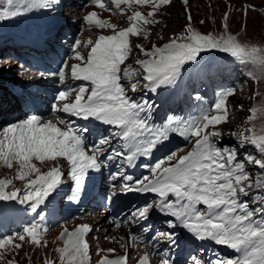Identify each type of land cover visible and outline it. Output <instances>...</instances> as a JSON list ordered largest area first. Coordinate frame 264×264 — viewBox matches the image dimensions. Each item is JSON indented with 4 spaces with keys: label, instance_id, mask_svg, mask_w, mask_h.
I'll use <instances>...</instances> for the list:
<instances>
[{
    "label": "snow or ice",
    "instance_id": "1",
    "mask_svg": "<svg viewBox=\"0 0 264 264\" xmlns=\"http://www.w3.org/2000/svg\"><path fill=\"white\" fill-rule=\"evenodd\" d=\"M170 2L91 0L100 9L108 11L112 10L108 7L110 4L121 14L137 5L151 7L147 15L132 10L127 17L129 26L119 30L96 11L89 12L83 17L89 27L111 29L112 34H100L94 42L76 39L71 50L74 53L72 58L78 63L69 65L64 61L58 71L51 73L62 84L69 75L81 82L76 88L65 86L58 90L52 111L85 121L93 120L108 126L111 131L90 143L91 130L78 127L71 119L44 121L39 115L28 114L24 119L8 124L0 129V166L15 167V176L12 179L0 178V200H18L39 215L41 205L65 183V172L58 164L42 171L36 162L63 159L67 164V176L73 182L69 185L72 191L69 199L79 201L86 183L92 179L91 172L102 174L103 166L109 161L121 160L132 165L138 157L151 156L153 150L162 146L174 133L191 143L188 151L179 148L154 164L144 165L149 169V175L141 179L120 173L124 180L120 192L156 196L153 201L135 208L128 222H147L150 214L156 212L163 217V223L170 231H160L146 223L142 231L155 232L150 242L163 239L172 246H178L179 233L175 230L181 228L195 240L211 241L238 254L231 258L217 257L209 264H264V127L257 130L253 125L243 132L233 133L236 145L220 143L223 134L218 126L228 120L227 101L235 89L222 91L215 103L199 115L188 119L168 117L160 127L150 123L153 105L129 95L138 90L156 92L174 85L186 65L196 63L202 58V53L212 50L229 54L248 68L246 75L249 78L259 82L264 80V46L243 42L238 35L227 31L201 33L192 26L189 12L184 32L160 46L153 44L150 49L136 45L144 58L122 68L133 51L130 37L150 34L151 30L146 26L159 23L156 14ZM183 2L187 4L188 0ZM56 3L57 0H0V20L23 16L38 9H51ZM223 21L226 30L227 13ZM82 44L90 46L86 56L77 50ZM260 111H264V107L250 109L248 121L256 119ZM113 141L119 142L120 148L113 146ZM248 146L257 151L259 159L246 152H238V148ZM182 152L184 154L181 155ZM249 163L257 166L260 173L253 176L247 168ZM116 178L117 174L111 175L112 180ZM16 179L25 181L23 194L21 189L14 188ZM10 187L13 190H9ZM47 231L41 223H33L22 233H17L15 238L0 239V260H4L5 251L10 247L22 248L26 238L31 245L46 246ZM91 231L88 224L78 225L71 231L65 228L59 236L63 245L55 249L59 253L58 260L47 261L46 264H89L91 256L87 236ZM138 238L137 235L132 236L133 240ZM16 239L21 243H16ZM115 251L108 249L110 253ZM127 260V254L115 259L105 256L100 264H127ZM7 264L16 262L8 260ZM138 264H150V253L145 252ZM193 264H197L195 259Z\"/></svg>",
    "mask_w": 264,
    "mask_h": 264
},
{
    "label": "rangeland",
    "instance_id": "2",
    "mask_svg": "<svg viewBox=\"0 0 264 264\" xmlns=\"http://www.w3.org/2000/svg\"><path fill=\"white\" fill-rule=\"evenodd\" d=\"M108 7L112 10L100 9L91 3V0H57L56 5L51 9H46L43 14L35 13L42 10L38 9L23 16L0 20V112L2 111L3 114L0 117V129L22 120L28 115V111L19 115L15 111L7 110L5 105L8 102L11 105L12 100L16 99L18 95L27 93L32 88H36L33 94L42 93L48 88L51 90L61 82L58 77L51 75V73L58 71L62 61L67 59L69 65L78 63L72 58L74 53L71 50L76 39L85 43L89 39L94 42L100 34H112L111 29L101 30L89 27L83 20L85 15L91 11H96L101 18L110 20L119 30L129 26L130 22L127 17L131 15L132 10H139L145 15L151 11V7L148 5H137L132 10L121 14L112 5L109 4ZM122 7L124 6L122 5ZM58 12L63 21L61 29H66V27L70 29L65 32V35L58 34L59 31L53 25L55 14ZM189 12L192 17V26L201 33L220 34L227 31L238 35L243 42L264 46V0H188L187 4L183 0H171L156 14L155 18L159 23L146 26L151 30L150 34L145 33V35L130 37L133 51L121 67H126L128 64L134 65L137 59L144 58L136 49V45H143L146 49H150L153 44L160 46L167 43L174 35L184 32L188 24ZM34 13L36 17H34ZM225 13L228 14V28L226 30L223 28ZM34 19L37 20L35 24ZM31 41L33 42L31 44L33 49L26 48ZM21 44H25L26 47ZM20 49L26 50L19 54L21 57H12L13 52ZM37 50L49 52L50 55L60 58V64L56 66V69L50 68L49 66L54 67V65H50L44 59L29 68L28 66L32 62L30 57L41 60L40 56L36 54ZM77 50L86 56L90 51V46L85 47L82 44ZM205 54L209 57L206 56L199 65L188 71L184 70L186 75L181 82L163 87L156 92L138 90L135 93L130 92L129 95L137 101L147 100L153 105L150 123L160 127L166 123L168 117L188 119L199 115L203 109L210 108L215 103L222 91L235 89V93L227 101L228 120L219 125L218 129L223 134V138L220 140L221 144L236 145L237 140L232 135L233 133L243 132L246 127L251 128L253 125L257 130L264 127V111L258 112L257 118L253 121H248L251 114L250 109L257 106L264 107V80L253 81L246 75L248 68L229 54L218 50H212ZM207 79L218 82L216 85L210 86L207 82L203 83ZM78 85L74 84L73 86ZM203 86H206V89H199ZM13 89H17V92H13ZM63 89H56L55 95L58 90ZM211 89L212 95H210ZM55 95L51 100H48L47 94L39 95L40 104L44 107V111L40 115L42 120H53L54 122L58 118L72 120L74 117H69L68 114L52 111ZM168 95L174 99L169 105L165 101ZM170 111H174L175 114L168 115ZM58 126L64 127V125ZM101 135H108V131L106 130ZM190 147L191 143L183 137L174 133L170 134L169 140L159 147L158 157L154 161L163 158L176 149L182 148L186 152ZM238 152H246L255 158H260L257 151L251 146L238 148ZM65 162L63 159H58L56 162L36 163L42 171H47L55 164L60 165L61 170L65 172L64 179L67 178ZM247 168L253 176L260 173V169L254 164L249 163ZM14 176L15 167L10 169L0 166V178L12 179ZM24 184L25 181L14 180V188L21 189V194H23ZM71 184V182L63 184L65 186L64 192L59 199L57 198V203L54 205L56 212L67 213L65 216L66 224H55V227L45 233L46 246L36 247L29 244L26 238L22 248L10 247L5 251V258L0 260V264H7L8 260H14L16 264H46L47 261L58 260L59 253L55 249L63 245V241L59 239L60 233L65 228L71 231L82 223L92 226V231L87 236L91 256L89 264H100L101 259L105 256L115 259L125 254L128 255L127 264H138L139 258L146 252L145 249L143 247L135 249L130 245L127 250L126 242L122 241L113 231V226L117 225L114 223V217L109 213L107 206H90L82 209V204L75 205L73 200L69 199V196L72 195L69 188ZM9 190L13 189L10 187ZM73 208H77L80 212L72 211ZM14 212H17V208L11 209L9 212L4 209L2 217H10ZM108 224L110 229L106 227ZM11 236L15 238L16 235ZM15 242L21 243L18 239ZM110 248L116 251L110 253L108 252ZM217 257L222 258V255H214V259ZM225 257L231 258L230 255ZM151 260H154V256L150 258ZM157 260L161 264V258Z\"/></svg>",
    "mask_w": 264,
    "mask_h": 264
},
{
    "label": "bare ground",
    "instance_id": "3",
    "mask_svg": "<svg viewBox=\"0 0 264 264\" xmlns=\"http://www.w3.org/2000/svg\"><path fill=\"white\" fill-rule=\"evenodd\" d=\"M156 150V149H155ZM155 150H153V153L155 152ZM152 153V154H153ZM65 164H66V162H65ZM93 191V190H92ZM91 194V192H87V194H86V198H88L89 197V195ZM97 195V192L93 195V197L94 196H96ZM49 198H52L51 196L49 197ZM99 211V210H98ZM111 214H112V212H110ZM107 215V214H106ZM106 227L107 228H109L110 229V225L108 224V225H106ZM112 232H110V234H111ZM112 235V234H111ZM132 246V245H131ZM133 247H135V249L137 248V246H135V245H133ZM144 249H146L145 247H143ZM150 253V258L152 257V256H155L156 258L158 257V253L157 252H152V251H150L149 252ZM152 264H155L154 262H152Z\"/></svg>",
    "mask_w": 264,
    "mask_h": 264
}]
</instances>
